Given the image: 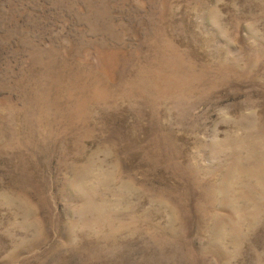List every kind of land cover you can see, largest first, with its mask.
Segmentation results:
<instances>
[{"label":"rangeland","instance_id":"374dc122","mask_svg":"<svg viewBox=\"0 0 264 264\" xmlns=\"http://www.w3.org/2000/svg\"><path fill=\"white\" fill-rule=\"evenodd\" d=\"M0 264H264V0H0Z\"/></svg>","mask_w":264,"mask_h":264}]
</instances>
